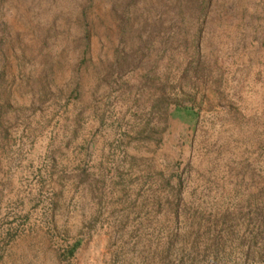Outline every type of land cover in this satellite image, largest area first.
Masks as SVG:
<instances>
[{
    "label": "rangeland",
    "instance_id": "1",
    "mask_svg": "<svg viewBox=\"0 0 264 264\" xmlns=\"http://www.w3.org/2000/svg\"><path fill=\"white\" fill-rule=\"evenodd\" d=\"M0 264H264V0H0Z\"/></svg>",
    "mask_w": 264,
    "mask_h": 264
}]
</instances>
